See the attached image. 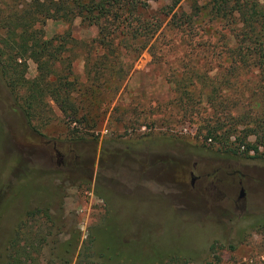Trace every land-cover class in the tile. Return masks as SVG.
<instances>
[{
	"label": "rangeland",
	"instance_id": "obj_1",
	"mask_svg": "<svg viewBox=\"0 0 264 264\" xmlns=\"http://www.w3.org/2000/svg\"><path fill=\"white\" fill-rule=\"evenodd\" d=\"M10 1L0 0V8ZM192 1H181L183 11H190ZM206 20L201 17L193 33L207 45L205 52L163 30L157 39L164 50L160 65L142 51L117 92L94 95L98 107L88 97L87 122L69 124L48 102V120L33 121L31 130L0 80V250L24 212L44 206L59 219V236L78 234V246L105 227L111 237H141L132 242L138 249L180 252L188 264H264L262 77L255 69L234 71L214 102L203 89L186 102L173 88L176 71L197 63L212 75L227 66L229 46L246 44L237 23ZM42 29L46 39L70 36L71 77L83 83L82 44L95 38L96 28L76 18L47 20ZM34 76L35 64L27 61L25 77ZM213 127L231 134L228 142L246 135L256 152L248 153L251 158L231 155L217 135L208 142L206 131ZM239 188L242 211L235 200Z\"/></svg>",
	"mask_w": 264,
	"mask_h": 264
},
{
	"label": "trees",
	"instance_id": "obj_2",
	"mask_svg": "<svg viewBox=\"0 0 264 264\" xmlns=\"http://www.w3.org/2000/svg\"><path fill=\"white\" fill-rule=\"evenodd\" d=\"M181 1L11 0L6 10L0 8V80L19 108L26 126L36 130L33 121L41 125L48 120V102L69 124L87 122L88 97L98 107L100 104L94 95L105 89L117 92L131 63L144 50L154 65H160L164 50L157 39L163 30L179 35L181 43L195 41L193 33L200 26L201 17H207L203 22L209 24L223 19L230 25L237 23V30L247 40L246 44L229 46L227 66L218 67L212 75H208L212 69H206V64L197 66L196 63L186 70L181 68L182 72L176 71L174 92L190 102V95L203 89L205 98L214 102L213 96L221 86L228 84L227 76L234 71L255 69L264 81V3L260 0H206L200 4L193 0L190 11L185 12ZM150 3L159 6L153 10ZM76 18L96 28L95 38L89 44H82L83 83L71 77V61L66 54L69 51L66 44H74L70 36L63 33L46 39L42 29L47 20L70 23ZM204 43L195 41V49L205 52L207 45ZM27 61L35 64L32 79L25 77ZM101 102L104 104L103 100ZM206 133L208 142L209 138L215 140L217 135L220 145L231 155L251 158L248 153L256 152L255 144L244 141L246 135L228 142L231 134L219 132L215 127ZM69 134L77 135L76 131ZM58 222L57 216L50 214L47 207L27 209L2 244L0 264L189 263L182 253L169 248L138 249L132 242H140L141 237L137 241L111 237L106 235L105 227L96 230L93 236L88 235L78 246V234L66 239L59 236ZM213 249L211 245L209 251L212 253Z\"/></svg>",
	"mask_w": 264,
	"mask_h": 264
},
{
	"label": "water",
	"instance_id": "obj_3",
	"mask_svg": "<svg viewBox=\"0 0 264 264\" xmlns=\"http://www.w3.org/2000/svg\"><path fill=\"white\" fill-rule=\"evenodd\" d=\"M235 200H236L237 204L242 207V209L240 210V211H242L243 208H244V200H245V195H244V191H243L242 188H240L238 190V193H237V196H236Z\"/></svg>",
	"mask_w": 264,
	"mask_h": 264
},
{
	"label": "flooded vegetation",
	"instance_id": "obj_4",
	"mask_svg": "<svg viewBox=\"0 0 264 264\" xmlns=\"http://www.w3.org/2000/svg\"><path fill=\"white\" fill-rule=\"evenodd\" d=\"M53 150V152H54V157L57 159L58 158V153H57V151L53 148L52 149ZM189 176H190V178H191V181L194 179L193 177H192V173H189ZM239 184V183H238ZM240 189V188H239ZM239 210H241L242 209V207L240 206V205H238V207H237Z\"/></svg>",
	"mask_w": 264,
	"mask_h": 264
}]
</instances>
